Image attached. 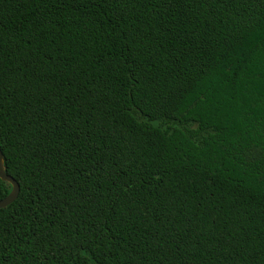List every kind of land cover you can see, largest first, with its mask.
Returning <instances> with one entry per match:
<instances>
[{
	"label": "trees",
	"instance_id": "16d2710c",
	"mask_svg": "<svg viewBox=\"0 0 264 264\" xmlns=\"http://www.w3.org/2000/svg\"><path fill=\"white\" fill-rule=\"evenodd\" d=\"M0 149V264H264V0H0Z\"/></svg>",
	"mask_w": 264,
	"mask_h": 264
},
{
	"label": "water",
	"instance_id": "95a60500",
	"mask_svg": "<svg viewBox=\"0 0 264 264\" xmlns=\"http://www.w3.org/2000/svg\"><path fill=\"white\" fill-rule=\"evenodd\" d=\"M0 177L3 181H6L11 184L12 191L11 193L3 200L0 201V210L5 209L6 207L13 204L20 195V185L19 183L11 176L5 172L4 168V155L0 149Z\"/></svg>",
	"mask_w": 264,
	"mask_h": 264
}]
</instances>
